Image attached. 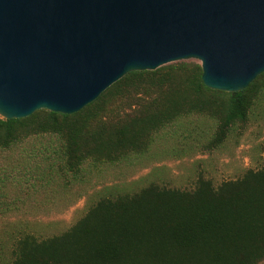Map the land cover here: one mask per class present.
Here are the masks:
<instances>
[{"label":"trees","instance_id":"trees-1","mask_svg":"<svg viewBox=\"0 0 264 264\" xmlns=\"http://www.w3.org/2000/svg\"><path fill=\"white\" fill-rule=\"evenodd\" d=\"M263 87L264 74L239 93L212 91L188 61L132 72L74 115L0 118V159L14 172L12 159L40 155L55 160L69 184L87 183L100 167L133 165L160 133L191 116L215 120L216 148L247 122ZM12 236L0 244L1 264H264V164L218 186L201 175L192 189L151 182L98 199L61 234Z\"/></svg>","mask_w":264,"mask_h":264},{"label":"water","instance_id":"water-1","mask_svg":"<svg viewBox=\"0 0 264 264\" xmlns=\"http://www.w3.org/2000/svg\"><path fill=\"white\" fill-rule=\"evenodd\" d=\"M195 60L202 84L264 74V0H0V118L74 115L132 72Z\"/></svg>","mask_w":264,"mask_h":264},{"label":"rangeland","instance_id":"rangeland-1","mask_svg":"<svg viewBox=\"0 0 264 264\" xmlns=\"http://www.w3.org/2000/svg\"><path fill=\"white\" fill-rule=\"evenodd\" d=\"M188 62L199 64L195 60ZM215 126V120L203 116L177 121L160 133L149 152L133 165L100 167L94 180L82 184H69L62 178L56 161L40 155L35 154L26 162L19 157L12 159L17 167L14 172L6 169L8 159L1 158L0 244L20 232L38 239L61 234L98 199L134 193L151 182L192 189L201 175L218 186L223 181L240 178L247 170L261 168L264 164V87L253 98L247 122L235 125L222 145L211 148ZM50 145L56 150L53 143ZM23 148L31 149V145L16 149L15 154ZM15 173L21 182L13 179ZM42 177L45 180L41 181ZM51 177L55 182L44 186V181Z\"/></svg>","mask_w":264,"mask_h":264}]
</instances>
